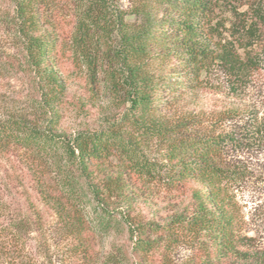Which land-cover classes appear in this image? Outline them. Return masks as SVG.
Segmentation results:
<instances>
[{"label": "trees", "instance_id": "obj_1", "mask_svg": "<svg viewBox=\"0 0 264 264\" xmlns=\"http://www.w3.org/2000/svg\"><path fill=\"white\" fill-rule=\"evenodd\" d=\"M7 1L3 22L22 46L19 68L45 79L47 115L59 104L58 70L67 57L90 85L114 96L124 92L130 104L111 125L70 135L54 121L46 127L18 117L0 121V154L23 163L14 167V179L44 199L74 248L87 251L96 239L127 227L139 238L137 264H145L157 244L149 239L164 229L146 223L133 232L123 205L140 185H162L188 193V205L169 225L199 242L190 264H241L233 260L237 219L229 194L246 182V173L222 162L264 142V118L244 133L186 135L159 113L173 104L163 98L191 93L212 66H220L233 87L264 67V53L253 54L264 44V0H129L137 25L127 21L122 0H74L69 35L53 27L55 0ZM155 141L166 164L148 156ZM31 223L28 216L11 222L17 244Z\"/></svg>", "mask_w": 264, "mask_h": 264}, {"label": "rangeland", "instance_id": "obj_2", "mask_svg": "<svg viewBox=\"0 0 264 264\" xmlns=\"http://www.w3.org/2000/svg\"><path fill=\"white\" fill-rule=\"evenodd\" d=\"M73 5L74 0H55L53 27L68 35L73 29ZM119 5L128 13L127 21L139 24L140 18L130 14L133 9L129 0H122ZM6 10H10L8 1L0 0V121L18 117L44 127L54 121L59 132L70 135L101 130L123 117L130 105L125 93L114 96L101 86L90 85L87 73L75 68L69 57L58 70L59 104L47 115L43 108L47 84L42 76L28 77L19 68L24 65L22 46L15 36L16 30L3 22ZM263 53L264 44H261L253 54ZM193 87L186 96L163 98L173 104L162 110L159 118L177 132L244 133L251 131L256 117L264 118V67L233 87L227 73L215 65L204 74L203 82L194 83ZM149 148L150 159L166 164L159 141ZM222 163L245 172L247 179L229 194L232 201L229 210L237 219L233 260L241 264H264V142L230 153ZM22 164L16 155L0 154V264L138 263L139 238H133L127 227L96 239L87 251L74 248L72 239L57 227V217L44 199L14 179V167ZM138 188L135 199L123 205L133 216L131 230L135 232L136 226L146 223L164 229L149 239L157 244L145 258V264H161L163 260L166 264H190L199 242L175 225H169L188 205V193L162 185ZM26 190L30 196L24 195ZM24 216L30 217L32 223L28 235L17 244L10 225Z\"/></svg>", "mask_w": 264, "mask_h": 264}]
</instances>
